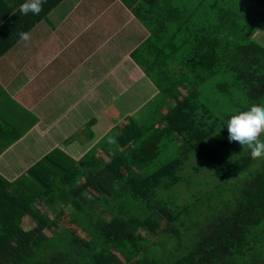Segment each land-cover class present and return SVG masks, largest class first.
Segmentation results:
<instances>
[{
	"label": "trees",
	"instance_id": "1",
	"mask_svg": "<svg viewBox=\"0 0 264 264\" xmlns=\"http://www.w3.org/2000/svg\"><path fill=\"white\" fill-rule=\"evenodd\" d=\"M132 11L150 32L132 57L165 113L129 117L79 161L55 150L12 182L0 175V264H264V158L226 128L264 106V0H138ZM192 156L206 183L165 197Z\"/></svg>",
	"mask_w": 264,
	"mask_h": 264
},
{
	"label": "crops",
	"instance_id": "2",
	"mask_svg": "<svg viewBox=\"0 0 264 264\" xmlns=\"http://www.w3.org/2000/svg\"><path fill=\"white\" fill-rule=\"evenodd\" d=\"M137 1L102 0L109 9L98 15L97 0H63L39 19L20 12L25 0H0V175L8 182L55 150L79 161L129 117L165 113L132 57L150 36L133 14Z\"/></svg>",
	"mask_w": 264,
	"mask_h": 264
},
{
	"label": "clouds",
	"instance_id": "3",
	"mask_svg": "<svg viewBox=\"0 0 264 264\" xmlns=\"http://www.w3.org/2000/svg\"><path fill=\"white\" fill-rule=\"evenodd\" d=\"M43 0H25L20 5V12L27 15L31 12L38 15L42 10ZM22 40H29L27 32H21ZM227 131L229 142H238L241 146H246L250 150L251 158H264V140L260 136L264 134V106L253 104L250 109L234 114L227 121Z\"/></svg>",
	"mask_w": 264,
	"mask_h": 264
},
{
	"label": "rangeland",
	"instance_id": "4",
	"mask_svg": "<svg viewBox=\"0 0 264 264\" xmlns=\"http://www.w3.org/2000/svg\"><path fill=\"white\" fill-rule=\"evenodd\" d=\"M101 2H102V0H97V2H96V7L97 8H95V10L97 11L98 15L100 13L107 12L108 9H109V4L107 2H104L102 5H101ZM127 3H128V1H127ZM94 13H95L96 16H98L96 14V12H94ZM96 30H97L96 26H94V28L92 30H89V32H88L89 41L91 39H93V37H94V35L96 33ZM96 37H99V35H97ZM255 40L264 45V28L262 29V31H260V32H258L256 34ZM97 41L100 42V38ZM221 104H222L221 103V96H220V93H219L217 95V105L220 106ZM175 147L174 146L168 147V148L165 149V151H163V154L165 156V161H168L169 159L173 158V156L177 152V148H175ZM183 169L184 170L181 173L183 175V179H182L181 183L174 190H169L166 193L165 197H167L169 199H170V197L173 198V199L174 198L175 199H182V198H180L181 195H180V192L178 190L179 188H181V187L183 188V186L186 187L187 185H189L191 183H192L193 186L203 185L204 183H206V181L204 180L205 178L203 179V177H200V176H197V175L194 174V171H196V170L200 171L201 174L203 172H205L206 170H208L207 167H206V164L203 161L199 160L196 156H192L190 161H188L184 165ZM209 173H210V171H209ZM182 190H184V189H182ZM57 213H58V210H54L53 212L47 213V214H48V216H53V215H55ZM192 231H195V229H193L192 227L188 228L187 230H182L181 234L183 235V239L186 240L187 239L186 235L190 236L189 234L192 233ZM177 245H178V241L170 242V244L167 245V249H174Z\"/></svg>",
	"mask_w": 264,
	"mask_h": 264
}]
</instances>
